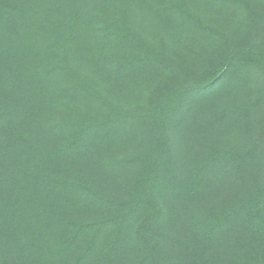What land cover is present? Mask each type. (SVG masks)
<instances>
[{
  "label": "trees",
  "instance_id": "trees-1",
  "mask_svg": "<svg viewBox=\"0 0 264 264\" xmlns=\"http://www.w3.org/2000/svg\"><path fill=\"white\" fill-rule=\"evenodd\" d=\"M0 264H264V0H0Z\"/></svg>",
  "mask_w": 264,
  "mask_h": 264
},
{
  "label": "rangeland",
  "instance_id": "rangeland-1",
  "mask_svg": "<svg viewBox=\"0 0 264 264\" xmlns=\"http://www.w3.org/2000/svg\"><path fill=\"white\" fill-rule=\"evenodd\" d=\"M205 1V0H202ZM255 2L261 1V0H252ZM206 5L207 8H214L211 3L204 4V6ZM221 9H210V11H208L206 13V15L209 18H213V19H224L227 20L230 16L229 10L226 11H220ZM155 11V10H154ZM212 11V12H211ZM229 13V14H227ZM157 14V12H156ZM154 23H156L158 26H163L164 25V19L163 17L159 16L157 14V21H154ZM170 36V42L171 45L176 47L179 45V38L176 37V32L174 30H172L169 34ZM125 78V77H124ZM114 78H111L109 75H107L106 77H104L103 79V85L108 87L110 90H115L114 87ZM231 94V96L234 94V92H229ZM229 94V95H230ZM209 101L203 102L200 106L205 107L207 104H209ZM192 125L190 123V120H186L185 124L183 125L182 128H180L177 132H174V147L177 149V152L179 153V155H184V154H188V153H192V151H194L192 148H196L199 149L200 147V141L199 139L194 135V131L192 129ZM211 136V138L216 139V137L219 135V133H210L209 134ZM229 136L231 137L232 135L229 133ZM192 147V148H191ZM209 191L212 192L211 194H213L214 191V186L209 187Z\"/></svg>",
  "mask_w": 264,
  "mask_h": 264
}]
</instances>
